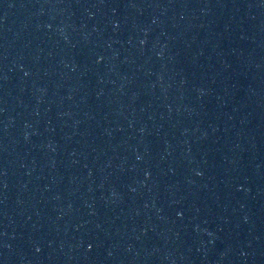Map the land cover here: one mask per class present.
Wrapping results in <instances>:
<instances>
[{
    "label": "water",
    "instance_id": "1",
    "mask_svg": "<svg viewBox=\"0 0 264 264\" xmlns=\"http://www.w3.org/2000/svg\"><path fill=\"white\" fill-rule=\"evenodd\" d=\"M0 264H264V0H0Z\"/></svg>",
    "mask_w": 264,
    "mask_h": 264
}]
</instances>
